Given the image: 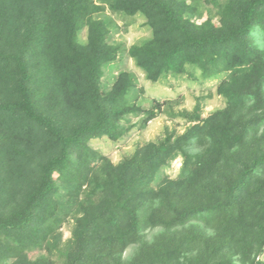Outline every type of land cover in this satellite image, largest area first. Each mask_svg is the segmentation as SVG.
Masks as SVG:
<instances>
[{
  "label": "trees",
  "instance_id": "16d2710c",
  "mask_svg": "<svg viewBox=\"0 0 264 264\" xmlns=\"http://www.w3.org/2000/svg\"><path fill=\"white\" fill-rule=\"evenodd\" d=\"M111 13L150 35L124 49ZM124 50L152 82L188 67L219 77L223 106L146 108L129 101L127 70L102 88ZM159 113L183 131L117 163L89 143ZM263 252L264 0H0V264H263Z\"/></svg>",
  "mask_w": 264,
  "mask_h": 264
},
{
  "label": "rangeland",
  "instance_id": "374dc122",
  "mask_svg": "<svg viewBox=\"0 0 264 264\" xmlns=\"http://www.w3.org/2000/svg\"><path fill=\"white\" fill-rule=\"evenodd\" d=\"M206 16L207 14L204 13L202 18L197 21L204 20ZM111 17L121 25V28L118 30L112 29L111 40L120 42L124 49L131 43L150 35V30L142 25L143 20L140 17L131 19L126 27L124 26L125 21L121 20L120 17L112 13ZM213 20L217 21V17H214ZM85 36L86 31L83 30L81 32L82 39H85ZM120 70L130 71L136 78V86L130 91L129 101L146 108L150 106L149 102L151 100H156L160 104L165 100H171L176 101L171 105L174 111H178L179 109L195 111L196 107H198L197 112L201 116H206L211 111L223 106L221 97L216 95L215 92L219 77L205 79L197 68L188 67L186 72L180 76H168L160 81L152 82L144 78L141 71L134 65L132 59L127 57L124 50V53L118 55L111 66L105 70V74L101 80L102 88L108 89L112 83L113 75ZM163 108H166L165 104H163ZM139 119L140 117L131 118L135 126L128 131L126 136L117 142H112L101 137L91 139L89 143L93 148L100 150L110 158L113 163H117L124 157L131 155L138 146L147 141L162 137L167 128H175L177 131L182 132L185 125L181 119L170 118L164 113H159L156 117L149 120L144 127H140ZM181 164L182 159L180 157L175 158L166 169L167 175L175 177ZM71 225L72 220H68L59 230L62 241H66L70 237ZM34 254V252L30 253L31 256ZM259 258L264 261V252Z\"/></svg>",
  "mask_w": 264,
  "mask_h": 264
}]
</instances>
